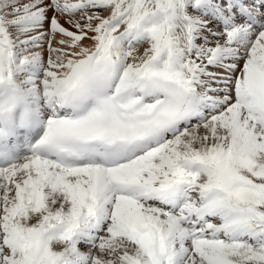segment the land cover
I'll list each match as a JSON object with an SVG mask.
<instances>
[{
	"label": "snow or ice",
	"instance_id": "obj_1",
	"mask_svg": "<svg viewBox=\"0 0 264 264\" xmlns=\"http://www.w3.org/2000/svg\"><path fill=\"white\" fill-rule=\"evenodd\" d=\"M0 264H264V0H0Z\"/></svg>",
	"mask_w": 264,
	"mask_h": 264
}]
</instances>
